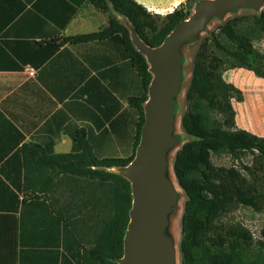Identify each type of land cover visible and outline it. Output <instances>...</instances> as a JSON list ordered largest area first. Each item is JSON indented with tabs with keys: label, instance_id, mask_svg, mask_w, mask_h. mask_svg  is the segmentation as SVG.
<instances>
[{
	"label": "trees",
	"instance_id": "trees-1",
	"mask_svg": "<svg viewBox=\"0 0 264 264\" xmlns=\"http://www.w3.org/2000/svg\"><path fill=\"white\" fill-rule=\"evenodd\" d=\"M87 1L100 11L112 12L107 25L65 36L61 42L107 36L121 42L141 82V93L128 99L137 114L131 153L97 154L83 130L74 137L77 151L41 149L51 169L37 173L48 177V182L18 188L24 197L9 209L20 211L22 225L30 206L44 217L49 233L34 243L38 246H21L18 264H36L29 257L49 258L45 264H118L132 189L130 181L113 169L127 166L135 155L152 79L128 24L146 44L157 47L178 21L191 14L197 0H184L163 16L136 0ZM253 12H234L223 19L217 32L211 31L199 42L194 56L184 95L186 109L180 116L188 139L172 161L185 197L178 244L181 264H264V225L255 234L235 217L240 206L264 212V137L237 126L232 99L242 101L243 93L223 76L227 69L246 68L264 77V8ZM255 41L260 43L258 48ZM219 154H226L232 163L215 164L212 157Z\"/></svg>",
	"mask_w": 264,
	"mask_h": 264
},
{
	"label": "crops",
	"instance_id": "crops-1",
	"mask_svg": "<svg viewBox=\"0 0 264 264\" xmlns=\"http://www.w3.org/2000/svg\"><path fill=\"white\" fill-rule=\"evenodd\" d=\"M136 1L158 14L184 2ZM110 13L87 0H0V264H18L20 247L38 246L34 243L49 233L44 217L30 206L22 225L20 211L9 209L24 197L18 188L48 182L37 173L51 169L44 152L77 151L74 137L83 130L97 154L131 153L137 114L128 99L141 93V82L121 42L108 36L61 42L98 31ZM241 69L246 68L223 74L243 93L242 101L232 99L236 124L264 137V77L251 71L259 78L254 88L227 79L229 71ZM29 261L45 264L49 258Z\"/></svg>",
	"mask_w": 264,
	"mask_h": 264
},
{
	"label": "water",
	"instance_id": "water-1",
	"mask_svg": "<svg viewBox=\"0 0 264 264\" xmlns=\"http://www.w3.org/2000/svg\"><path fill=\"white\" fill-rule=\"evenodd\" d=\"M263 8L264 0H197L191 14L178 21L157 47L146 44L128 24L133 44L144 55L152 79L135 155L127 166L115 168L130 181L132 189L123 254L116 258L118 264H178L176 243L169 228L172 211L180 191L183 192L177 180H172L170 162L181 143L175 132L176 99L183 80L181 48L196 42L213 18L222 20L226 14L241 9Z\"/></svg>",
	"mask_w": 264,
	"mask_h": 264
},
{
	"label": "rangeland",
	"instance_id": "rangeland-1",
	"mask_svg": "<svg viewBox=\"0 0 264 264\" xmlns=\"http://www.w3.org/2000/svg\"><path fill=\"white\" fill-rule=\"evenodd\" d=\"M253 11L254 10H250V9L249 10L241 9V10H238L236 12V14H238V15H240V14H253L254 13ZM160 15L163 16L164 14H160ZM232 16H234L232 13H228V14H226L224 19L230 18ZM222 20H219L217 18H213L209 22V24L207 25L206 29L199 35L198 40L196 42L188 44V45H184L181 48L182 53H183V68H182L183 69L182 70L183 80H182V90L176 99L177 118H176V128H175V132L177 134H179V136L181 138V143L179 144V146L177 148H179L180 145L186 139H188V137L185 135L184 131L182 130V128L180 126V116L184 112V110L186 109V102L184 99V95H185V90H186V87L188 85V82H189V79L191 76L192 64H193V60H194L196 50L198 48L199 42L204 37L209 36L211 31H215V32L218 31L217 27L219 26V24L222 23ZM128 27H129V25H128ZM259 44L260 43L258 41L254 42V45L256 46V48H258ZM241 70L242 71H239V70H236V71L232 70L231 72L229 71V73L227 74L228 75L227 79L228 80L233 79V80L237 81L235 78H238L239 79L238 81L240 83H243L244 85H248V87L254 88L255 84H256V81L254 80V78H256V79H259V78L256 77L251 71H248L246 69H241ZM240 74L242 76H240ZM234 102H236V101H234ZM242 108L243 107L237 103L236 109L238 111V117L240 120H241V116H243V113H242L243 109ZM249 121H250V118H249ZM255 121H258V114H256V116H255ZM212 159H213V162L215 164L228 166L232 163V160L226 154L214 155L212 157ZM172 161H173V155L170 158V162H172ZM172 176L176 182V179H175L173 172H172ZM184 201H185L184 193L182 191H180V198L178 200V204L173 209L171 217H170L171 223H170L169 229H170V232L173 234L174 239H175L177 255L179 254L178 244H179V239H180V220H181V215H182V211H183ZM235 217L238 220H240L241 222H243L246 226H248L252 230V232H254L255 234L258 232L260 227H262L264 225V212L257 213L249 207L240 206L235 212ZM177 261H178V264H180V257L178 259V256H177Z\"/></svg>",
	"mask_w": 264,
	"mask_h": 264
},
{
	"label": "bare ground",
	"instance_id": "bare-ground-1",
	"mask_svg": "<svg viewBox=\"0 0 264 264\" xmlns=\"http://www.w3.org/2000/svg\"><path fill=\"white\" fill-rule=\"evenodd\" d=\"M171 176H172V173H171ZM172 180L175 182V180H174V178H173V176H172ZM176 183V182H175ZM176 187H177V185H176ZM179 254H178V259H179Z\"/></svg>",
	"mask_w": 264,
	"mask_h": 264
},
{
	"label": "built area",
	"instance_id": "built-area-1",
	"mask_svg": "<svg viewBox=\"0 0 264 264\" xmlns=\"http://www.w3.org/2000/svg\"><path fill=\"white\" fill-rule=\"evenodd\" d=\"M31 71H32V69H31Z\"/></svg>",
	"mask_w": 264,
	"mask_h": 264
}]
</instances>
